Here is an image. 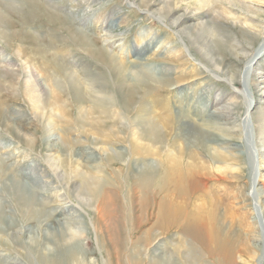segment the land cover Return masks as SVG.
<instances>
[{"label": "bare ground", "instance_id": "bare-ground-1", "mask_svg": "<svg viewBox=\"0 0 264 264\" xmlns=\"http://www.w3.org/2000/svg\"><path fill=\"white\" fill-rule=\"evenodd\" d=\"M23 1L30 7V14L45 16L52 22L57 21L46 9L48 6L43 0ZM153 1L149 3L153 4ZM181 4H186V6L184 11L179 12ZM191 7H194L197 14L188 10ZM203 9L208 11L200 14ZM150 13L169 22L176 33L186 38L200 60L215 69L217 74L215 76L224 77V81L220 83L225 84L228 89L220 93L221 95L217 96L213 103L221 106L222 111L210 113L211 115H204L202 111H197L194 114L198 120L203 122L207 121V118H215L223 121L222 126L229 125L230 128L217 127L219 132L230 133V135L239 133V139L240 141L242 138L245 140L243 144H247V152L251 158L253 159L254 154L258 153L264 160V97H261L264 95V0H159L154 2ZM4 19L8 18L0 12V38L8 40ZM22 22L24 23V20ZM68 33L71 37L76 32L68 30ZM20 36L23 41L30 37L24 33ZM55 38L58 37L53 36V40L46 48L39 46L30 38L37 44L36 48L44 49L45 53L41 55L43 60H47L46 50L50 48L55 50L53 59L48 61L54 69L47 77L50 87L53 88L51 99L46 101L43 85L34 72L29 70L26 73L27 80L24 82L23 92L32 110L41 114L50 105L51 112L47 116L50 124L55 125L58 121L65 124L67 127L64 131H68V134L71 133L70 128L73 127L86 136L87 142L90 141L95 146L100 143L112 146L109 142L110 133L114 132L115 128L119 129L121 125L129 127L132 131L131 155L135 160L134 163L131 162L128 169L126 179L128 188L125 196H121L110 176L104 173L100 162L101 156L96 150L84 148L69 160L65 159L66 152L63 149L65 145L60 146L53 143L55 141L51 143L48 140L44 150L47 163L55 173L60 170L64 173L65 169H71L70 179L73 186L71 197H76L87 209H92L94 203L95 206L98 203V209L94 206L97 218L92 220V224L95 233L101 232L102 234L100 236L103 240H100L101 245L105 244L104 240L107 244L109 243V248L106 249V245L103 246L108 257L107 264H143L147 251L150 252L147 254L149 260L147 262L150 264H171L172 258H179L185 264H237L242 257L254 259L260 250L259 245L264 243V233L260 229V223L264 221V184H261L259 188L260 184L256 183L258 175L256 164L253 163L254 174L251 186L253 192L251 193L250 190L244 194L241 188H234L235 193L233 194V201L235 200L239 205L252 206L253 202L257 201V208L253 210L252 217H249L251 221L253 220L250 223L247 213L238 217L237 214L234 215L235 212L232 213L233 208L230 210L225 207L227 189L217 188L212 191L206 189L209 184L215 186L225 181V174L228 173L230 167L216 160H212V167L205 165V169L200 166L202 159L199 150L209 151L211 146L209 147L208 144L214 145L213 136L205 133L206 130L204 131L202 125H196L193 129L190 126L191 133L185 134L181 125L182 123L189 125L187 111L191 113L190 106L189 110H179V115L176 114L166 98L163 99L153 94L151 84L156 83L155 79L145 73L148 69L143 68L142 65L141 67L146 70L135 73L137 69H134L135 79L131 81L127 78L128 75L126 76V72L130 71L121 65L122 59L120 64L116 56L108 54V51L99 52L81 38L79 45L86 50L87 54V57H81L71 47L65 52L57 50L55 44L59 43ZM71 41L73 44L77 42L75 38ZM149 49H144L145 55L149 54ZM177 57L184 58L180 51L179 55L174 56L175 59ZM107 59L112 73L114 72V82L110 81L105 71L96 64ZM204 73L203 70L193 66L189 74L182 72L180 78L184 80L189 76L199 77ZM60 77L65 81H62V84L65 83V87L70 89L79 100L80 106L73 126L70 124L68 105L60 102L63 94L54 90L55 87L52 84ZM97 79L101 81L98 86H96ZM160 83L166 85L164 82ZM169 84L171 83L167 82L168 86ZM134 86H144L148 91H142L139 111L131 121H128L122 112L125 110L124 103H122L120 112L116 110L115 100L122 99V93L124 91L129 93ZM114 89L116 96L113 95ZM232 90L234 91L231 92ZM207 96L209 98V95ZM87 99L93 100L90 103L87 102L90 104V106L87 105L88 107L86 106ZM202 103L203 109L209 108L208 102L204 104L202 101ZM242 107L245 108V113L244 117H241V122L238 123L234 116L240 115ZM95 109H99L100 116L93 120L90 112ZM108 120L116 122L108 131L95 129V125L103 124ZM207 124L211 127L209 123ZM18 127L11 126V133L17 134L19 138L29 143L35 141L33 135L27 134L24 130L22 132ZM174 127H177L178 132L174 139H170L169 136ZM167 142L169 144L164 162L161 160L160 152ZM67 143L71 147L74 146V141L67 140ZM218 146L228 151L232 159H241L239 155L241 152L237 153L234 148H231V144L224 143ZM119 150L123 154L124 150L122 148ZM149 157L156 158L158 161L156 167L165 165L162 175L153 171L156 167L148 163ZM135 161L143 164L141 171L134 168ZM62 177L65 181L64 175ZM197 193L202 194L195 199L193 207L189 208L190 198ZM24 199L22 197L20 200L24 204L28 203L27 206L31 208L33 202ZM36 205L38 206L37 203ZM135 205L138 206L135 207ZM207 206L210 208L207 209ZM138 208L140 215H135ZM12 222L8 221L4 224L1 222V225H6V232L18 227ZM58 222L60 220L57 219L54 223ZM145 224L149 226L146 227ZM171 233L172 235L169 236ZM50 235H46L44 242L45 247L48 246L47 255L50 254L44 259L46 263H80V255L78 256L72 245L73 239L63 238L56 234ZM161 238L163 242L153 246ZM159 251L161 252L158 253ZM185 256L186 259L183 258Z\"/></svg>", "mask_w": 264, "mask_h": 264}, {"label": "rangeland", "instance_id": "rangeland-1", "mask_svg": "<svg viewBox=\"0 0 264 264\" xmlns=\"http://www.w3.org/2000/svg\"><path fill=\"white\" fill-rule=\"evenodd\" d=\"M43 1L47 3L49 8L46 7V9L53 14L57 21L53 20L52 22L45 16L30 14V7L23 0H0V12L4 17L8 18L7 20L4 19L8 40L0 38V168L2 169L0 170V264H48L44 259H46L45 257H49L50 254L47 255L49 253L46 249L48 246L45 247L44 242L47 238L46 235H50L51 233L52 235L50 236L56 234L63 238L73 239L74 243L72 245L75 247L74 250L78 256L80 255V263L78 264H107L108 262V257L103 248L105 247L104 245H106V249L109 248V243L107 244L106 240H104V247L101 245L100 240H102V237L100 236L102 234L101 232H96V234L92 224V220L94 221L97 218L96 210H94L95 203L94 205L92 204V209H87L80 200L74 196L71 197L73 186L70 176L72 171L67 168L64 170V173L62 170L55 173L50 168L46 155L44 156L48 140L51 143L55 141L53 143L60 146L65 145L63 149L66 152L65 159L68 158L67 160L71 159L75 153L84 148L96 150L101 156L100 162L104 173L110 176L112 183L116 186L121 196H125L127 193L128 183L126 179L128 169L131 162L134 163L135 160L131 155L132 131L129 127L118 125L120 128L117 130L115 128V131L110 133L109 142L112 146H105L101 143L95 146L90 141L87 142L86 136L73 127L70 128L71 133L68 134V131H64V128L67 127L65 124L59 121L55 125L50 124L47 117L51 112L50 105L41 114L32 110L23 92L24 82L27 80L26 73L29 70L34 72L36 78L43 85L46 101L51 99L53 88L50 87V81L47 77L54 69L48 61L53 59L55 50L51 48L49 50L45 49L47 60H43L41 59V55L45 53L44 49L40 50L36 47L38 44L46 48L53 40V36L60 39L55 38L59 43L55 44L57 50L65 52L71 47L81 57H87L86 50L79 45V42L85 40L86 44H89L97 51L103 52L105 50V52L108 51V54L116 56L120 64V60L122 59L123 63L121 65H124L127 71L131 72H126L127 78L131 79V81H134L135 73L144 72L146 69L143 68H147L149 71L146 70L147 72L145 71V73L149 74L158 83L151 84L153 94L155 93L163 99L166 98L176 114L179 113V110H189L190 106L192 108L191 113L189 114V111H187V117L189 116L187 119L190 121H187V123L189 125L184 123L181 125L185 134L191 133L190 126L193 129L196 125H202L204 131L206 130L205 133H210L213 136L212 143L214 145L208 144L209 147L211 146L209 151L199 150L202 159L200 166L206 169V167L212 165V160H216L224 162L226 166L230 167L228 173L225 174V181L219 182L215 186H210L211 184H209L206 189L208 191L217 188L222 190L227 189L228 195L225 198V207H228L230 210L233 208L232 213L234 214L235 212L234 215L237 214L236 216L238 217L243 215V213H247L248 222L251 223L253 220L251 221L249 217H252L253 210H256L257 201H254L252 206H248V204L239 205L235 200L233 201V194L235 193V189L241 188L244 194H247L251 190L254 174L253 163L256 164L258 174L256 183L260 184L259 188L262 186L261 184H264V160L261 155L255 153L253 162V159L247 152V144H243L245 140L242 138L240 141L239 139V133L230 135V133L219 132L216 129L217 127H229V125L222 126L221 123L223 121L207 118V121L202 122L195 116L194 113H197V111H202L204 115L221 112L222 107L216 106L213 103L215 98L228 88L225 84L220 83V81H224V77L222 75H220L221 77L215 76L217 75L215 69L200 60L186 38L176 33L169 22L160 16H154L150 13L154 2L159 0H154L153 4L149 3L152 0ZM185 6L186 4H181L178 11H184ZM188 10L197 14L194 11V7ZM207 11V9H203L200 14H205ZM25 18H27V22H25ZM23 20L24 23L22 22ZM68 30L76 33L70 37ZM22 32L27 37L30 35V37L23 41L20 36L23 35ZM30 38L37 42V44ZM74 38L77 41L76 44H73L71 41ZM166 42L169 43L167 44ZM144 49H149L148 55L150 56L145 55ZM179 51L183 54L184 58L177 57L175 59L174 56L179 55ZM96 64L105 71L106 77L114 82V72L112 73L109 60L97 62ZM135 64L136 67H134ZM193 66L201 71L203 70L205 73L199 77L189 76L184 80L180 78L182 72L189 74ZM134 69H137L136 72ZM63 80L60 77L52 84L55 87L54 90H58V93L63 94L60 102H65L68 105L71 118L70 124L73 126L76 122L80 104L72 91L65 87V83L64 85L62 84L65 82ZM160 82H164L166 85L167 82L171 84L166 86L161 85L162 83ZM100 83L101 81L97 79L96 86ZM144 90L148 91L144 86H134L129 93L128 91L122 93V99L117 98L115 100L116 110L120 112L122 111V103H124L125 110L122 112H124L126 120L131 121L137 115L141 104L142 91ZM113 95L116 96L115 89ZM207 95H209V98ZM261 97H264V95ZM91 101L93 100L87 99L86 103H90ZM202 101H204V104L208 102V109H203ZM87 105L90 106L88 103ZM240 111V115L234 116L238 123L241 122V117H244L245 108H240ZM90 114H92V119L95 120L100 116V111L99 109H95ZM115 123L108 120L103 124L95 125V129L108 131ZM207 123L211 127H208ZM11 126H19L18 128L22 132L24 130L27 134L33 135L35 141L29 143V141L19 138L17 134L11 133ZM177 132V127H174L169 138L174 139ZM243 136L245 135L243 134ZM67 140L74 141V146L67 145ZM224 143L231 144V148H234L237 153L241 152L239 154L241 155V159H232L228 151L218 146L224 145ZM168 144V142L167 144L165 143L160 152L161 160H164V162ZM121 148L124 150L123 154L119 150ZM147 161L150 165L154 164V167L158 165V161L154 157H149ZM142 166L141 162L135 161V169L140 170ZM155 169L153 171L162 175L165 171V165L158 166ZM63 175L65 181L62 177ZM226 178H228V181ZM252 192L253 190H251ZM201 194L197 193L190 198L189 208L193 207L195 199ZM22 197L23 199L25 198L24 200L27 199L33 202V206L29 208L30 206H27L28 203L24 204L20 200ZM233 202L236 206L233 205ZM137 206L135 205V207ZM207 207V209L210 208L209 206ZM96 208H99L98 203L95 206ZM51 215L52 217H50ZM135 215H140L139 208L136 209ZM57 219L60 222L54 223ZM7 220L13 221L12 223H16L18 227L9 229L6 232V225H1V222L4 224L8 222ZM71 223L74 224L72 225ZM145 225L146 227L149 226V224ZM263 228L264 221L260 223L262 233H264ZM59 232L61 233L59 234ZM171 235L172 233L169 236ZM162 242V238L158 239L153 246ZM259 247L260 250L254 259L242 257L238 260L237 264H264V243L260 244ZM149 253L147 251L143 264H150L147 259V254ZM183 258L186 259L187 257ZM244 259L247 262H244ZM170 262L171 264H185L179 258H172Z\"/></svg>", "mask_w": 264, "mask_h": 264}]
</instances>
